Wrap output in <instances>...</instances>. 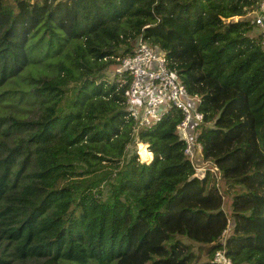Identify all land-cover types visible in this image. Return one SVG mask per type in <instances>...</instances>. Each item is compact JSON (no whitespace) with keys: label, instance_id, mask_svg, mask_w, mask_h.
<instances>
[{"label":"trees","instance_id":"trees-1","mask_svg":"<svg viewBox=\"0 0 264 264\" xmlns=\"http://www.w3.org/2000/svg\"><path fill=\"white\" fill-rule=\"evenodd\" d=\"M252 2L0 0V264H219L221 249L232 264H264ZM137 39L166 53L198 101L193 157L181 111L135 129L118 66Z\"/></svg>","mask_w":264,"mask_h":264},{"label":"built area","instance_id":"built-area-1","mask_svg":"<svg viewBox=\"0 0 264 264\" xmlns=\"http://www.w3.org/2000/svg\"><path fill=\"white\" fill-rule=\"evenodd\" d=\"M245 11V19L262 37L261 46L264 49V0H253ZM118 71L127 72L130 77L125 97L136 131L151 128L171 111H181L184 119L178 130L187 142L186 153L193 157L197 151L201 152L202 146L197 139L204 114L198 110L197 99L190 96L178 72L168 66L165 52L139 39L138 46L122 60ZM215 262L232 264L224 249L216 252Z\"/></svg>","mask_w":264,"mask_h":264},{"label":"rangeland","instance_id":"rangeland-1","mask_svg":"<svg viewBox=\"0 0 264 264\" xmlns=\"http://www.w3.org/2000/svg\"><path fill=\"white\" fill-rule=\"evenodd\" d=\"M11 1L12 0H6V2H8V3H11ZM258 32H257V30H255L254 29V31L252 32V34L251 35H256ZM116 66H112V68H110L109 70H108V74H109V76H110V79L111 80H113L114 79V76H115V74L117 73V69L115 68ZM119 67V66H118ZM31 114V113H30ZM29 114V115H30ZM143 143L142 142H138V143H136V145L135 146H133V148L132 149H136V151H137V153H138V155H139V158H140V160L141 161H147V162H149L150 161V159L152 158V157H145V156H143L142 154H141V150H142V148H143ZM146 149L149 151V148H148V145H146ZM152 156H153V154H152ZM193 161H194V163H195V165H196V167H197V173L200 175V176H204V173L207 171V169H208V165H205L202 161H201V158H200V160L199 161H197L196 160V158H193ZM215 169V168H214ZM213 169V170H214ZM223 187V189H225V184H223L222 183V186H221V188ZM226 200H225V209H226V211L228 212V214L230 215V213H231V209H230V201H229V199H228V197L226 196V198H225ZM230 219H232L231 217H230ZM232 220H231V222H230V226L228 227V229L225 231V233H224V236H222L220 239L221 240H225L226 238H227V236H229L230 235V233H231V227H232Z\"/></svg>","mask_w":264,"mask_h":264},{"label":"water","instance_id":"water-1","mask_svg":"<svg viewBox=\"0 0 264 264\" xmlns=\"http://www.w3.org/2000/svg\"><path fill=\"white\" fill-rule=\"evenodd\" d=\"M138 41H139V39H137V40H136L135 47H137V46H138Z\"/></svg>","mask_w":264,"mask_h":264},{"label":"crops","instance_id":"crops-1","mask_svg":"<svg viewBox=\"0 0 264 264\" xmlns=\"http://www.w3.org/2000/svg\"><path fill=\"white\" fill-rule=\"evenodd\" d=\"M152 158H153V156H152ZM152 158H151V159H152ZM151 159H150V160H151Z\"/></svg>","mask_w":264,"mask_h":264}]
</instances>
